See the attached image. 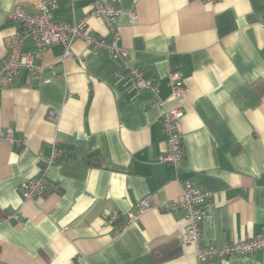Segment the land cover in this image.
Wrapping results in <instances>:
<instances>
[{
	"label": "crops",
	"instance_id": "0c3cea01",
	"mask_svg": "<svg viewBox=\"0 0 264 264\" xmlns=\"http://www.w3.org/2000/svg\"><path fill=\"white\" fill-rule=\"evenodd\" d=\"M43 1L0 0V63L16 28L7 15L17 5L37 11ZM94 1L54 0L53 18L79 22ZM109 1L121 10L118 46L130 51L128 59L78 39L64 62L62 46L38 56L28 41L25 50L52 81L40 84L23 71L0 89V264H264V250L199 262L195 247L181 244L184 212L165 210L190 181L215 194L203 246L264 227V0ZM88 29L113 38L100 18ZM132 70L184 112L178 167L161 161L163 109ZM170 71L182 75V97H170ZM44 175L45 195L24 200L21 185ZM145 199L152 209L114 237L106 219L136 211ZM159 250L179 254L160 261Z\"/></svg>",
	"mask_w": 264,
	"mask_h": 264
},
{
	"label": "built area",
	"instance_id": "2783aa9c",
	"mask_svg": "<svg viewBox=\"0 0 264 264\" xmlns=\"http://www.w3.org/2000/svg\"><path fill=\"white\" fill-rule=\"evenodd\" d=\"M209 3H216L220 0H203ZM54 0L43 1L37 11L28 12L21 5H17L14 11L7 15V20L15 23V31L6 38V56L0 63V89H7L17 83L21 73L27 72L28 76L40 84H49L52 79H44L43 73L46 70L44 65L34 63V56L43 55V51L54 45L63 47V61L70 59L72 47L76 40H83L87 46H106L115 57L128 59L130 51L118 46L120 33L118 22L121 10L111 4L109 0H95L86 16L79 22L69 23L55 21L53 10ZM92 18L102 19L113 38L110 42L103 38L92 35L88 29V21ZM133 22L137 21V15L131 14ZM264 27V17L262 19ZM31 41L36 53L26 51L27 42ZM132 76L140 88L148 89L156 93L155 101L163 109L162 124L166 136V149L161 156V161L168 165L178 167L184 160L185 151L181 130V119L184 112L180 108H170L168 99L158 96V85L152 80H145L143 73L132 70ZM169 87L172 98L182 97L186 88L182 82V75L178 71H170L168 74ZM51 119H55V112L49 113ZM12 131H9L11 137ZM56 150L45 166V170L54 163ZM47 189L46 175L41 178L31 179L24 182L20 187V193L24 200H37L42 198ZM215 194L212 191L201 190L193 186L190 181L183 183V194L175 204L168 206L165 210H181L185 214L188 224L182 238V246H193L199 262L206 263L213 259H231L237 256H247L258 250H264V227L250 238L233 243L203 246V232L213 225ZM152 209V204L145 199L140 201L136 211L122 216L118 213L110 215L106 222L113 229L114 237L125 232L138 217ZM9 216L5 220L12 219Z\"/></svg>",
	"mask_w": 264,
	"mask_h": 264
},
{
	"label": "trees",
	"instance_id": "16d2710c",
	"mask_svg": "<svg viewBox=\"0 0 264 264\" xmlns=\"http://www.w3.org/2000/svg\"><path fill=\"white\" fill-rule=\"evenodd\" d=\"M162 253H163L162 250H159L155 253V255L159 258L160 261L174 258L179 254V252L177 251V252L169 255L168 257H166V256L164 257V256H162Z\"/></svg>",
	"mask_w": 264,
	"mask_h": 264
}]
</instances>
